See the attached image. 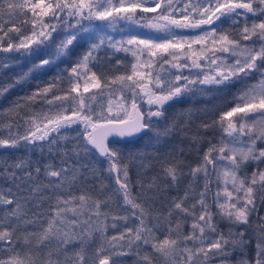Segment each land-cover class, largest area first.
<instances>
[{"label": "snow or ice", "instance_id": "1", "mask_svg": "<svg viewBox=\"0 0 264 264\" xmlns=\"http://www.w3.org/2000/svg\"><path fill=\"white\" fill-rule=\"evenodd\" d=\"M0 53L38 61L0 82V98L65 65L0 111V148L44 153L47 141L58 159H0V264H264V0H0ZM16 60L0 56V69ZM233 87L230 106L195 128L191 111H169ZM38 100L47 111H30ZM141 134L152 151L109 140Z\"/></svg>", "mask_w": 264, "mask_h": 264}, {"label": "trees", "instance_id": "2", "mask_svg": "<svg viewBox=\"0 0 264 264\" xmlns=\"http://www.w3.org/2000/svg\"><path fill=\"white\" fill-rule=\"evenodd\" d=\"M6 19V18H5ZM219 23V22H218ZM11 26L10 24H6L5 27ZM17 26H19L17 24ZM225 28L228 27L227 24L224 25ZM78 51H83V48L78 49ZM16 56L17 60L12 62V66L9 67L8 69H0V82H3L7 78L14 77L17 74L27 71L28 68L31 67L32 63L38 62L32 57H25L21 55L20 53H9V54H4L0 53V56ZM103 56V53L101 54ZM117 56L121 59L125 60V64H128L131 60V57H125V54L119 53ZM114 59L112 60H105L103 61V64L105 67L111 65L114 63ZM65 67V65H61V68L53 69L51 71H46V70H37L36 72L33 73V76L29 79V81L17 88H14L6 97L0 98V111H3L4 109L8 108L11 106L16 100H18L21 97L27 96L31 94V92L35 89V87L38 84H42L46 80H50L52 76L56 75L58 72L61 71V69ZM99 71V66L97 69ZM126 69L120 68L117 71L118 72H123ZM199 69H191L190 72L192 74H195L199 72ZM113 74V73H109ZM185 74H189V71L186 70ZM62 87H66V85H62ZM204 87H211V86H204ZM237 91L236 87H233L231 89H227L222 92H211L208 95L201 94L200 92H196L195 94H188L187 96L183 97L181 102L175 103L174 102V107L171 108L169 111L170 113H175V112H187L191 111L192 112V120H193V128H195V125H198L202 120H210L220 109L225 108L230 106V101L232 100L233 94ZM49 108L48 105L40 102L39 100L32 105V108L30 111L33 112H40L41 110L47 111ZM141 109L146 110L147 105L146 104H141ZM26 111H29L28 109H22L21 110V115H24ZM0 119H7V117H0ZM19 119V118H17ZM77 129L80 130L82 134V128L79 125H74L72 128L67 129V132L70 137H76L77 136ZM55 135V134H54ZM201 135L205 136V138H212L215 136H219L218 131H210L208 133H203L201 132ZM75 141H59L60 145H66L68 148H71L73 146V143ZM113 144H115L118 147H124L125 150L127 151H152L151 148L149 149H144V144L147 142V138L143 137L142 134L133 139V140H120V141H111ZM172 143L175 145L176 143H179L181 147L185 149L184 153V159L187 164H196L198 163L199 157L196 151L192 150V147L190 146V141L188 140H183L181 143L179 140H174ZM37 144H43L45 145V152L41 153L39 150L31 151L27 150L25 148H19V149H3L0 148V159L3 158H9L10 160L15 158L18 159L20 157H31L33 162L39 161L40 163H47L49 159L51 158L54 162L58 163L57 159V153H49L47 151V141L44 142H37ZM207 147L206 140L204 143H201L199 145V150L200 153L204 151V149ZM31 148H35V146H30ZM163 151L161 152V156L163 155ZM102 158L97 155L95 156H90L88 158V162H96V161H101ZM101 169L104 167L103 164L99 165ZM159 168V161L154 163V169ZM252 170L251 166L248 168V171L250 172ZM104 177V182L108 185V187L105 189V192L111 193L113 188L115 187V182L112 178L108 176L107 173H103ZM130 177L133 182L136 180V172L134 169L130 168ZM184 183H186V180L181 183L180 189L181 192L184 187ZM4 181L0 179V185H3ZM214 187V186H213ZM92 191H95V189H91ZM136 189L133 188V192H135ZM172 195H176V191L171 192ZM258 212L260 216H264V204H260L258 202ZM215 210V209H214ZM251 255V253H249ZM124 264H132L131 258H125Z\"/></svg>", "mask_w": 264, "mask_h": 264}, {"label": "rangeland", "instance_id": "3", "mask_svg": "<svg viewBox=\"0 0 264 264\" xmlns=\"http://www.w3.org/2000/svg\"><path fill=\"white\" fill-rule=\"evenodd\" d=\"M87 23V22H85ZM95 24H102L103 22H100V21H95L94 22ZM218 23V22H217ZM215 25H213L214 27ZM207 27V26H205ZM199 29H178L177 32H179L181 35L183 36H195L199 33ZM135 33L137 34H141V35H144V36H163L164 34L163 33H157L155 32L154 30H151V29H144V28H136L135 29ZM117 35V38H119V34H116ZM194 47H199L198 45H194Z\"/></svg>", "mask_w": 264, "mask_h": 264}, {"label": "water", "instance_id": "4", "mask_svg": "<svg viewBox=\"0 0 264 264\" xmlns=\"http://www.w3.org/2000/svg\"><path fill=\"white\" fill-rule=\"evenodd\" d=\"M140 136V135H139ZM139 136H133V137H119V136H111L109 137L110 142L111 141H120V140H133Z\"/></svg>", "mask_w": 264, "mask_h": 264}]
</instances>
